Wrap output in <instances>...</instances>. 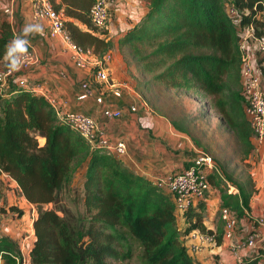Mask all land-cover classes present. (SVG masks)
Segmentation results:
<instances>
[{
	"label": "trees",
	"instance_id": "1",
	"mask_svg": "<svg viewBox=\"0 0 264 264\" xmlns=\"http://www.w3.org/2000/svg\"><path fill=\"white\" fill-rule=\"evenodd\" d=\"M50 1L64 12L77 44L99 57L113 48L106 36L110 12L99 27L90 14L93 0ZM146 2L147 13L126 30L120 45L130 47L153 82L197 87L209 96L222 123L250 154L256 146L245 111L240 42L251 24L256 34L264 32V0ZM13 33L2 20L0 61L9 55ZM257 56L264 60L261 52ZM0 174L36 206L30 264H126L137 249L140 264H198L189 253L190 233L214 234L215 243L223 239V226L213 230L204 222L205 199L179 212L168 188L136 172L114 150L91 144L45 95L19 88L14 76L0 86ZM214 175L209 173L210 183ZM236 186L239 194L222 190V207L238 219L246 217L251 195ZM71 193L75 208L63 198ZM3 209L23 214L15 203ZM12 250L1 236L4 264H18ZM255 253L241 264H251L260 251Z\"/></svg>",
	"mask_w": 264,
	"mask_h": 264
},
{
	"label": "crops",
	"instance_id": "2",
	"mask_svg": "<svg viewBox=\"0 0 264 264\" xmlns=\"http://www.w3.org/2000/svg\"><path fill=\"white\" fill-rule=\"evenodd\" d=\"M6 7L11 8L10 12H6ZM108 7L110 21L107 24L106 36L113 41L114 45L108 51L111 58L103 62V67L112 81L125 85L121 96H114L109 89L105 91L96 78V70L92 62L103 57L93 52L91 56H86L89 60L88 65H79L74 52L68 47L64 38L51 32L48 21L34 18L32 0H0V23L2 20H7L14 35L19 34L26 38L38 59L29 69L14 76L15 84L19 87L18 81L24 78L31 84L38 85L39 90L36 92L45 95L62 118L69 111H79L92 116L96 120L99 138H108L112 143L121 140L125 142L126 152L120 156L136 172L153 180L156 177H165L179 172L196 156V147L192 139L182 130L176 129L169 120L170 115L159 109V103L151 95L152 81L150 78L144 80L147 73L140 68L136 73V70L129 67L119 55L120 39L127 29L145 16L148 11L147 2L146 0H108ZM29 24L39 25L40 29L25 33L23 29ZM254 54L255 65L262 78L264 89V60L259 62L260 56H257V51ZM10 56L6 54L0 61L1 68L10 65ZM84 81L90 82L95 93L88 98L79 99L81 84ZM99 91H105L104 103L96 101V94ZM106 105L121 107L122 115L116 118L106 117L103 113ZM132 105L137 107L136 111L129 109ZM252 140L258 149L261 170L257 169L254 173L251 186L240 185L242 192L251 195L247 210L249 214L238 218L233 239L223 236L221 243H209L199 252L189 251L198 264H241L245 258L256 257L255 252L258 249L242 247L236 252L232 250L234 241L245 237L253 230L263 229L255 218H264V147L259 145L254 137ZM214 160L216 162V159ZM218 175L223 177L221 169ZM212 182L214 177H211V184ZM230 185L235 188L231 192L228 189L227 192L239 194L238 187L233 183ZM11 203L19 205L23 214L0 210V237L3 236L12 243V254H18L30 264L29 251L35 237L33 220L37 214L36 206L17 192L16 184L10 177L0 174V206ZM221 207L222 191L212 184L211 192L205 199L203 217L205 224L213 230L224 227L220 217ZM249 215L254 219H250ZM250 262L264 264V258L259 255ZM0 264H4L2 252H0Z\"/></svg>",
	"mask_w": 264,
	"mask_h": 264
},
{
	"label": "built area",
	"instance_id": "3",
	"mask_svg": "<svg viewBox=\"0 0 264 264\" xmlns=\"http://www.w3.org/2000/svg\"><path fill=\"white\" fill-rule=\"evenodd\" d=\"M33 16L36 19H46L49 28L53 34L61 35L68 47L74 52L77 63L81 66L88 65L89 60L86 56H91L93 51L91 48H84L77 44L69 34L65 26V14L62 10L54 8L50 0H32ZM6 12H10L11 8L6 7ZM90 14L93 22L103 27L106 25L109 7L108 0H93L90 8ZM17 37H22L15 34L12 37V42ZM24 38V37H23ZM26 40V47L23 51L13 52L11 56L12 66L0 67V86L5 87L9 79L17 73L29 69L37 62V56L31 47L29 41ZM241 78L243 82V94L246 99L245 111L249 122L253 129V137L256 142L264 147V89L262 88V78L256 68V57L254 52L258 51L264 54V32L256 34L254 25H249L241 38ZM12 57L18 58V63L14 62ZM111 58L110 52H107L103 59L94 60L92 66L95 68V75L101 83L103 89L109 91L114 96H121L125 85L112 81L109 73L103 67V62ZM20 88H28L32 91L39 90V86L31 84L26 79L22 78L18 81ZM81 92L79 99H85L95 93L93 86L88 81L81 84ZM105 91H99L96 95V101L99 103L105 102ZM131 111H136L137 107L132 105L129 107ZM122 108L106 105L103 113L108 118H116L122 115ZM63 119L68 121L71 126L79 131L91 144H99L108 147L119 155L126 152V144L123 140L112 143L108 138L97 136L96 120L83 112L69 111ZM213 171L220 174V169L214 160V157L203 149H198L196 156L191 163L182 171L170 174L165 177H156L154 180L160 187L168 188L173 194L176 209L183 212L198 201L206 199L211 192L212 185L209 180V173ZM229 190H234V186L229 184ZM246 214H249L246 210ZM220 217L224 223L223 236L227 239H233L237 226V218L228 207H221ZM256 222L263 227L261 230H253L245 237L239 238L232 244V250L236 252L239 248L249 247L258 249L260 255L264 258V218H256ZM190 243L188 249L191 252H199L207 247L209 243H213L214 234L194 230L190 233ZM18 264H29L25 258H17Z\"/></svg>",
	"mask_w": 264,
	"mask_h": 264
},
{
	"label": "rangeland",
	"instance_id": "4",
	"mask_svg": "<svg viewBox=\"0 0 264 264\" xmlns=\"http://www.w3.org/2000/svg\"><path fill=\"white\" fill-rule=\"evenodd\" d=\"M119 55L138 73L141 63L129 46L119 44ZM146 76L144 80L150 78L153 84L151 95L159 103V109L170 115L169 120L173 126L192 139L195 152L203 149L216 159L223 177L214 175L212 184L221 191L230 188L228 183L251 186L254 173L257 169L261 170L257 146L250 154H245L243 145L226 128L218 112L212 107L210 97L199 88H168L153 82L152 75L147 73ZM63 198L72 208L76 207L74 193L66 194ZM138 252L137 249L126 264H140Z\"/></svg>",
	"mask_w": 264,
	"mask_h": 264
},
{
	"label": "clouds",
	"instance_id": "5",
	"mask_svg": "<svg viewBox=\"0 0 264 264\" xmlns=\"http://www.w3.org/2000/svg\"><path fill=\"white\" fill-rule=\"evenodd\" d=\"M39 30L40 26L39 25H26L25 28L23 29V31L25 33L30 32L32 30ZM26 47V40L23 37H17L16 39H14V41L12 42V45L8 48V53L9 55H11V53L13 52H17V51H23ZM13 61L18 63V58L17 57H12ZM12 66V65H10Z\"/></svg>",
	"mask_w": 264,
	"mask_h": 264
}]
</instances>
